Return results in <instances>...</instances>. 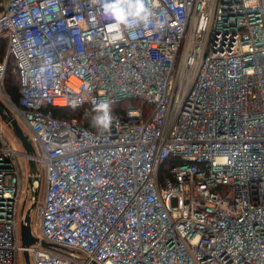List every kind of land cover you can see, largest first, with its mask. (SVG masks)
I'll return each mask as SVG.
<instances>
[{"label": "built area", "instance_id": "obj_1", "mask_svg": "<svg viewBox=\"0 0 264 264\" xmlns=\"http://www.w3.org/2000/svg\"><path fill=\"white\" fill-rule=\"evenodd\" d=\"M102 3L0 0V97L28 127L29 177L46 173L26 246L19 153L0 135V264L25 250L33 264H264V0H146L152 20L127 30ZM101 100L138 104L104 132L54 111Z\"/></svg>", "mask_w": 264, "mask_h": 264}, {"label": "clouds", "instance_id": "obj_2", "mask_svg": "<svg viewBox=\"0 0 264 264\" xmlns=\"http://www.w3.org/2000/svg\"><path fill=\"white\" fill-rule=\"evenodd\" d=\"M100 9L103 17L111 22L109 28L116 30L148 26L153 17V10L146 0H103ZM165 24L167 18H161L152 27L159 29ZM70 107L75 110L79 105L72 103ZM92 111L94 114L91 117V126L101 132L109 130L114 119L111 104L101 100L94 104Z\"/></svg>", "mask_w": 264, "mask_h": 264}, {"label": "rangeland", "instance_id": "obj_3", "mask_svg": "<svg viewBox=\"0 0 264 264\" xmlns=\"http://www.w3.org/2000/svg\"><path fill=\"white\" fill-rule=\"evenodd\" d=\"M1 39L2 38H0V40ZM6 82L7 81H5L4 90L8 94L9 92L6 89L7 88ZM1 97H0V99L5 103V101ZM11 99H12V97H11ZM22 126L24 128V131L28 134V132H29L28 127L26 125H23V124H22ZM0 135H1L2 139L10 145L11 148L17 150V152L19 153L17 155L16 159H17V168L21 172L22 185H23V189H24V194H22L23 196H22V201H21V205H20L21 216L24 219L27 210L32 205V203L35 202V193L32 190L28 189V187L31 186L29 184V174H30L29 172L31 170L30 164H29V159L25 155H23V153L26 151V149L23 146L21 140L16 136L13 128L11 126H9L7 121L4 120L1 116H0ZM39 169H40L42 176L38 177V178L37 177L33 178L34 180L40 178L39 182L36 183V187H35V190L38 191V198L36 201L37 204L31 210L32 232L37 237H41L39 212H40V207L43 204V199H44L45 192H46V173H45L44 168L41 165H39ZM20 241H21V239H20ZM75 255L79 256V257L81 256L79 253H76ZM30 260H31V263L33 264L34 263L33 255L30 256ZM19 264H27L24 252H21L19 255Z\"/></svg>", "mask_w": 264, "mask_h": 264}, {"label": "trees", "instance_id": "obj_4", "mask_svg": "<svg viewBox=\"0 0 264 264\" xmlns=\"http://www.w3.org/2000/svg\"><path fill=\"white\" fill-rule=\"evenodd\" d=\"M7 46H8V38L3 37L0 40V63L3 62L6 58L7 54ZM7 91L15 102H19L20 98V76L15 70V58L13 56L9 57L8 67L5 76ZM133 102L134 104H138L135 100H124L116 104H111L112 112L115 114L118 111H125L128 105ZM93 107H82L75 110L72 109H64L55 107L54 111L56 115L60 118H77L79 120H84L85 124L91 126V117L94 114L92 111Z\"/></svg>", "mask_w": 264, "mask_h": 264}, {"label": "water", "instance_id": "obj_5", "mask_svg": "<svg viewBox=\"0 0 264 264\" xmlns=\"http://www.w3.org/2000/svg\"><path fill=\"white\" fill-rule=\"evenodd\" d=\"M0 116L7 120V122L12 126L14 133L16 136L21 140L23 146L26 149V153H33L34 152V146L32 144L31 138L29 134H27L24 131L23 126L19 122V120L11 114L10 109L6 106V104L0 99ZM30 169L32 173L38 172V166L34 159H29ZM39 177V176H38ZM29 184L33 186L34 179L33 176L29 177ZM37 198H38V191L35 192V202L32 203V205L29 207V209L26 212L25 218L21 222V239L22 243L26 246L35 244L38 242L39 237L35 236L32 232V217H31V210L32 208L37 204ZM42 245L45 247H52L53 244L43 241ZM25 259L27 264H31L30 262V254L28 251H24Z\"/></svg>", "mask_w": 264, "mask_h": 264}, {"label": "flooded vegetation", "instance_id": "obj_6", "mask_svg": "<svg viewBox=\"0 0 264 264\" xmlns=\"http://www.w3.org/2000/svg\"><path fill=\"white\" fill-rule=\"evenodd\" d=\"M7 121V120H6ZM8 123V122H7ZM9 126H11L9 123H8ZM12 127V126H11Z\"/></svg>", "mask_w": 264, "mask_h": 264}]
</instances>
